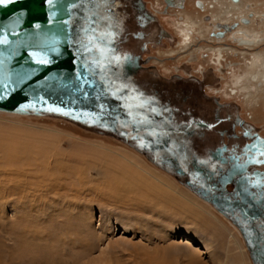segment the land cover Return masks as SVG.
I'll return each mask as SVG.
<instances>
[{
  "label": "water",
  "instance_id": "obj_1",
  "mask_svg": "<svg viewBox=\"0 0 264 264\" xmlns=\"http://www.w3.org/2000/svg\"><path fill=\"white\" fill-rule=\"evenodd\" d=\"M162 33L144 0L0 4V111L126 143L231 221L253 264H264V137L204 81L143 65Z\"/></svg>",
  "mask_w": 264,
  "mask_h": 264
},
{
  "label": "rangeland",
  "instance_id": "obj_2",
  "mask_svg": "<svg viewBox=\"0 0 264 264\" xmlns=\"http://www.w3.org/2000/svg\"><path fill=\"white\" fill-rule=\"evenodd\" d=\"M208 10L220 20L242 11L228 2ZM153 46L143 65L171 78L183 48ZM238 60L262 85L236 83L234 73L221 96L242 103L264 134V70ZM217 212L112 136L58 117L0 113V264H253L239 230Z\"/></svg>",
  "mask_w": 264,
  "mask_h": 264
},
{
  "label": "flooded vegetation",
  "instance_id": "obj_3",
  "mask_svg": "<svg viewBox=\"0 0 264 264\" xmlns=\"http://www.w3.org/2000/svg\"><path fill=\"white\" fill-rule=\"evenodd\" d=\"M147 8L156 17L157 23L162 27L163 33L158 36L161 46L166 49L183 48L177 53L179 57H184L180 65H173L174 75L185 77L193 76L206 84V91L215 97L221 99V102L230 103L237 108L241 118L248 123L255 125L252 121L255 116L252 113L244 116L241 110H244L242 103L230 100L222 94L223 83L235 73L236 83L247 81V78L262 85L259 80V74H253L250 70L243 71L240 66L243 62L238 60L239 57H249L248 67L262 72L264 70V12L259 11L264 7V0H144ZM215 2L218 6H225L227 2L231 8H238L242 11L235 16L227 15L224 19H218L217 15L212 14L208 8ZM242 5V6H241ZM194 10V14L190 12ZM174 20L179 31L175 32L170 24ZM200 23L205 25V29H200ZM217 24L213 29L210 24ZM257 25L256 28L253 26ZM239 26V27H238ZM238 27V28H237ZM244 32L245 35L234 33L232 30ZM186 34V35H185ZM235 34L237 38H242V42L248 41L253 43H235L231 36ZM227 35V36H226ZM223 37H226L223 39ZM154 44H149V49ZM175 55V56H177ZM263 56V59H262ZM173 57V56H172ZM207 61L210 65L207 66ZM193 67V72L184 74L181 71L183 65ZM206 66V67H205ZM237 70L240 72L236 75ZM210 90V91H209ZM211 92V93H210ZM232 95H237L238 91L231 89ZM263 97L260 96L259 99ZM258 105V103H257ZM241 110H240V107ZM248 109V108H246ZM256 126V125H255ZM236 130L243 131L240 125ZM259 134L264 137L260 129Z\"/></svg>",
  "mask_w": 264,
  "mask_h": 264
},
{
  "label": "bare ground",
  "instance_id": "obj_4",
  "mask_svg": "<svg viewBox=\"0 0 264 264\" xmlns=\"http://www.w3.org/2000/svg\"><path fill=\"white\" fill-rule=\"evenodd\" d=\"M211 26H213V29H216L217 28V24H210ZM239 27V26H238ZM237 27V28H238ZM237 28H235L234 30H232L231 32H229V33H227V34H230V33H232L233 31H235L234 33H238V34H240V35H245V33L244 32H239V31H237L236 29ZM186 35V34H185ZM233 36H231V39H232V41L233 42H235V43H239V44H241V43H246V44H249V43H253V42H248V41H244V42H242V38L240 37V38H237V36H235V34H232ZM227 36V35H226ZM224 38H226V37H223V39ZM0 113H5L4 111H0ZM6 113H8V114H12V115H20V114H14V113H10V112H6ZM22 116V115H21ZM132 148V147H131ZM134 149V148H133ZM134 150H136V149H134ZM137 151V150H136ZM138 153H140L139 151H137ZM140 154H142V153H140ZM148 159V158H147ZM150 161V160H149ZM153 164V163H152ZM154 165V167L156 168V169H159V170H162L161 168H159L158 166H156L155 164H153ZM262 169H263V166L261 167ZM132 171V170H131ZM162 171H164V170H162ZM166 174L168 173V172H166V171H164ZM135 174V173H134ZM169 174V173H168ZM158 180V179H157ZM147 182H148V180H147ZM134 182H131V184H133ZM141 183V182H140ZM147 184V183H146ZM150 184V183H149ZM151 184H152V181H151ZM154 185V184H153ZM182 185V184H181ZM183 186V185H182ZM183 187H185V186H183ZM107 188H109V189H112V190H114V189H116V188H118V185H115L114 184V186L113 185H107ZM156 188V187H155ZM186 188V187H185ZM151 189H152V186H151ZM188 191H190L191 193H193L190 189H188V188H186ZM118 190H120V193H121V191L123 192H126V189L125 188H120V189H118ZM149 191V190H148ZM152 192V191H151ZM150 192V193H151ZM155 193V192H154ZM161 194V193H160ZM194 195H196L195 193H193ZM150 195V194H149ZM148 195V196H149ZM153 195V194H152ZM156 196H158V195H156ZM197 196V195H196ZM155 197V196H154ZM159 197V196H158ZM198 197V196H197ZM150 198V197H149ZM200 198V197H199ZM201 199V198H200ZM203 200V199H202ZM205 201V200H204ZM206 202V201H205ZM206 203H208V202H206ZM209 204V203H208ZM209 206H211L212 208H214L212 205H210L209 204ZM215 209V208H214ZM216 210V209H215ZM217 211V210H216ZM218 214H219V212H217ZM219 215H222V214H219ZM213 217H215V216H213ZM222 217L225 219V220H227L232 226H234L233 225V223L231 222V221H229L225 216H223L222 215ZM235 227V226H234ZM236 229H237V227H235ZM245 247H246V245H245ZM203 254V253H202ZM249 257H250V254H249ZM250 259H251V257H250ZM252 260V259H251Z\"/></svg>",
  "mask_w": 264,
  "mask_h": 264
},
{
  "label": "snow or ice",
  "instance_id": "obj_5",
  "mask_svg": "<svg viewBox=\"0 0 264 264\" xmlns=\"http://www.w3.org/2000/svg\"><path fill=\"white\" fill-rule=\"evenodd\" d=\"M8 2H11V0H0V4H5V3H8ZM96 3L97 5L99 6L100 4H108L109 3V0H96ZM102 19H105V20H111V17H102ZM107 35H111V33H108ZM51 110V109H50ZM55 111H59V109H56ZM246 136L250 135V133L246 132L245 133ZM257 140H259V138L257 137ZM261 144H264V141H261ZM257 145H252L251 148H256ZM261 155H264V151L261 152ZM261 162H264V161H261Z\"/></svg>",
  "mask_w": 264,
  "mask_h": 264
}]
</instances>
